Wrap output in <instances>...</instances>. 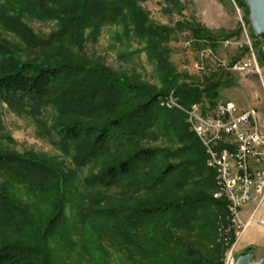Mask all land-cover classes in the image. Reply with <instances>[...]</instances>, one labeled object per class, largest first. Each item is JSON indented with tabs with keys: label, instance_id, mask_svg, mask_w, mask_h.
I'll return each mask as SVG.
<instances>
[{
	"label": "trees",
	"instance_id": "16d2710c",
	"mask_svg": "<svg viewBox=\"0 0 264 264\" xmlns=\"http://www.w3.org/2000/svg\"><path fill=\"white\" fill-rule=\"evenodd\" d=\"M140 2L142 0H0V23L29 46L44 50L56 39L80 42L89 27L96 29L101 24L128 19L136 33L146 38L148 54L167 77L166 92L174 90L178 103L185 108L204 98L214 105L219 90L231 83L213 75L204 85L180 82V74L167 60L165 44L170 31L153 25L139 7ZM25 17L56 21L60 30L54 37L41 39L27 26ZM188 29L194 38L216 44L210 31L200 25ZM239 33H230L226 38ZM14 51L0 43V103L25 112L26 105L37 110L56 100L61 111L80 109L79 116L87 117L99 109L113 110L101 125L75 120L57 127L62 147H78V165L105 161L104 169L93 177V185L120 186L125 180L134 179L140 169L152 162L163 161L161 169L151 171L146 180L134 183L132 190L120 193L127 197L130 192L137 195L144 191V195H150L159 191L152 201H137L127 206L123 196L92 209L93 213L115 212V220L121 215L119 225L115 226L122 228L134 249L135 264H223L226 248L221 231L227 224V202L214 198L216 182L218 191L220 181H216L215 171L207 166L205 146L190 131L186 114L162 105L168 93L151 92L84 63L21 61ZM262 57L264 59V53ZM53 92L55 97H52ZM156 118L163 121L165 130L176 134L183 147L174 151L152 147L126 151L143 137ZM116 152L120 159L110 162ZM63 176L62 171L42 158L0 151V223L10 218L17 222L15 229L8 226L1 231L6 234L9 229L12 240H0V264H49L46 258H42L43 262L37 260L38 252L44 255L46 246L30 247L28 243L32 240L19 241L16 235L30 232L36 242L44 243V239L48 241L63 230L67 222L63 211L70 200L67 196L69 182L63 180ZM15 184L25 186L29 194L40 198L36 214L29 212L23 201L11 193V186ZM160 191L166 193L162 195ZM90 209L83 213L89 214ZM228 222L230 225L229 218ZM232 240L230 238L231 243ZM32 248L34 252L29 250Z\"/></svg>",
	"mask_w": 264,
	"mask_h": 264
},
{
	"label": "rangeland",
	"instance_id": "374dc122",
	"mask_svg": "<svg viewBox=\"0 0 264 264\" xmlns=\"http://www.w3.org/2000/svg\"><path fill=\"white\" fill-rule=\"evenodd\" d=\"M139 7L145 11L153 25L166 27L170 31L165 44L167 60L180 74V82L185 81L194 86L204 85L205 80L213 75L216 79L231 83L219 90V97L214 105L208 98H204L192 106L196 105L211 112L219 101H231L241 110L255 108L263 112L264 39L256 34L251 21V9L244 0H142ZM24 20L32 32L41 39L54 37L60 30L56 21H43L31 17H25ZM195 24L209 30L211 36L216 39V44L212 45L208 40L194 38L188 27ZM238 31H240L238 35L226 38V35ZM248 38L252 43L261 74L250 70L233 69L234 64L244 55L243 50L237 49L236 43L247 41ZM227 40L233 43L229 47L224 46ZM0 43L15 50L21 61L84 63L100 68L114 78L137 83L151 92L168 93L162 103L163 106L175 107L183 113L184 109L192 107L181 106L174 96V90L166 92L167 77L160 72L156 60L148 54L146 38L136 33L128 19L121 18L116 23L101 24L96 29L89 27L84 31L80 42L71 40L58 42L56 39L52 46L44 50L29 46L19 37L9 33L0 23ZM1 62L0 58V64ZM52 97H55L54 92ZM25 108L27 109L25 112H18L8 104L0 103V151L42 158L51 166H55L63 172V180L69 182L67 196L70 200L63 211L67 222L57 236L48 241L43 238L44 243L36 242L32 233L26 234L25 231L20 233L18 229L17 233L20 234L16 236L19 241L30 239L32 240L28 243L30 247L46 246L45 254L38 252L40 257H37V260L43 262L42 258H46V263L49 264H135L137 256L134 249L130 246L125 232L122 233V228L115 226L119 225L121 215L115 220L113 216L115 212L93 213L92 209L103 207L111 200L123 197L124 195L120 196L121 191L132 190L134 183L146 180L151 171L161 169L163 161L158 159L152 162L144 169H140L134 179H127L120 186L107 188L93 185V177L104 169L105 161L78 165V147L75 145L71 148L62 147L57 127L75 120L89 125H101L113 110L99 109L88 117L83 116L85 114L79 116L80 109L72 108L63 112L56 100L37 110H33L29 105ZM159 119L156 118L143 137L126 151L133 152L147 147L174 151L183 147L184 144L176 134L165 130L161 124L163 121ZM188 124L190 131L194 132L189 122ZM110 158V162H115L120 159V154L116 152ZM171 182H168L166 189ZM216 183L218 189V182ZM10 190L23 201L29 212L36 214L37 204H40L38 196L29 194L26 187L21 184L12 185ZM158 192L150 195H144V191L137 195L130 192L127 197L124 196L125 205L132 206L137 201H152ZM166 192L160 191L162 195ZM87 209L91 212L84 214V210ZM228 218L229 215L223 228L229 227ZM16 223L15 218L4 219L0 223V240H12L11 234L8 233L9 229L6 234L1 231L8 226L15 229ZM231 232L233 233V236L230 235L231 240L232 237L235 238L229 246L222 239L226 248L223 264L232 253V247L238 238L233 231ZM224 233L226 234V231ZM29 250L35 251L34 248ZM255 250L245 247L241 239L236 245L234 255L238 260L253 251L252 263L257 264L264 255V250L261 248ZM33 252L30 254L33 255Z\"/></svg>",
	"mask_w": 264,
	"mask_h": 264
},
{
	"label": "built area",
	"instance_id": "2783aa9c",
	"mask_svg": "<svg viewBox=\"0 0 264 264\" xmlns=\"http://www.w3.org/2000/svg\"><path fill=\"white\" fill-rule=\"evenodd\" d=\"M231 44L229 40L224 42L225 47ZM236 47L244 55L233 69L261 74L250 39L237 42ZM183 111L207 148V166L220 181V191H215L214 198L226 200L232 226L238 227V245L252 225L264 229V215H260L264 210V110H241L234 102L219 101L211 112L196 105ZM250 173H258V183H250ZM250 203L254 208L243 220L242 211ZM235 248L232 247L231 260L225 264H237Z\"/></svg>",
	"mask_w": 264,
	"mask_h": 264
},
{
	"label": "water",
	"instance_id": "95a60500",
	"mask_svg": "<svg viewBox=\"0 0 264 264\" xmlns=\"http://www.w3.org/2000/svg\"><path fill=\"white\" fill-rule=\"evenodd\" d=\"M251 9V21L258 36L264 39V0H244ZM254 252L251 251L237 260V264H253ZM257 264H264V257Z\"/></svg>",
	"mask_w": 264,
	"mask_h": 264
},
{
	"label": "crops",
	"instance_id": "0c3cea01",
	"mask_svg": "<svg viewBox=\"0 0 264 264\" xmlns=\"http://www.w3.org/2000/svg\"><path fill=\"white\" fill-rule=\"evenodd\" d=\"M250 206V207H249ZM254 208V204L250 203L247 206L244 207L242 211V219L245 220L249 217L252 210ZM260 215H264V211L262 210ZM243 244L245 247H251L254 251H256V248H261V250H264V229L261 228L258 225H252L247 229L245 232L243 238H242ZM236 246V244H235ZM264 257V255L262 256ZM261 257V259H262Z\"/></svg>",
	"mask_w": 264,
	"mask_h": 264
},
{
	"label": "bare ground",
	"instance_id": "6f19581e",
	"mask_svg": "<svg viewBox=\"0 0 264 264\" xmlns=\"http://www.w3.org/2000/svg\"><path fill=\"white\" fill-rule=\"evenodd\" d=\"M189 123L192 126L191 129L194 130V126H193L192 122H189ZM200 140L202 141L201 138H200ZM205 149H206V153L208 155V151H207L206 146H205ZM250 183H258V173H250ZM218 191H220V188H219ZM217 199H221V198H217ZM229 220H230L229 227L227 229L224 228V230L222 231V234L224 233V231H226V234L225 233L223 234V241L225 242V244H227V246H229L231 244L230 237H229V232L234 231L236 236L238 237V227L237 226H232V218H231V216H229ZM231 254L228 255L227 260H231Z\"/></svg>",
	"mask_w": 264,
	"mask_h": 264
}]
</instances>
